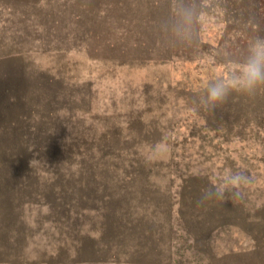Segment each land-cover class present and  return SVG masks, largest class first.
<instances>
[{
	"label": "rangeland",
	"instance_id": "obj_1",
	"mask_svg": "<svg viewBox=\"0 0 264 264\" xmlns=\"http://www.w3.org/2000/svg\"><path fill=\"white\" fill-rule=\"evenodd\" d=\"M170 3L0 0V264H264V87L200 103L264 0H197L191 47Z\"/></svg>",
	"mask_w": 264,
	"mask_h": 264
},
{
	"label": "clouds",
	"instance_id": "obj_2",
	"mask_svg": "<svg viewBox=\"0 0 264 264\" xmlns=\"http://www.w3.org/2000/svg\"><path fill=\"white\" fill-rule=\"evenodd\" d=\"M204 17L202 5L197 0H171L169 10L160 22L162 40L172 47H191L198 42V25ZM223 58L229 62L226 73L210 77L203 87L200 103L214 108L230 94L239 92L252 95L264 87V34L249 36L241 52L233 55L225 51ZM249 182L242 170H230L219 182L209 185L203 192L205 198H224L241 195L240 187Z\"/></svg>",
	"mask_w": 264,
	"mask_h": 264
}]
</instances>
